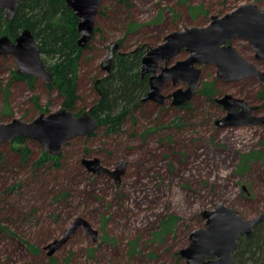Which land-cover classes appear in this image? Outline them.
Masks as SVG:
<instances>
[{"label":"rangeland","instance_id":"obj_1","mask_svg":"<svg viewBox=\"0 0 264 264\" xmlns=\"http://www.w3.org/2000/svg\"><path fill=\"white\" fill-rule=\"evenodd\" d=\"M248 3L264 9V0H130L129 7L103 0L94 36L81 54L75 112L88 110L97 98L95 80L105 75L101 63L111 42L122 41L120 52L132 51L141 43L156 46L172 31L206 26L211 16H223ZM130 23L138 29L127 33ZM232 45L264 70V61L256 58L247 41L237 39ZM186 56L178 54L171 64ZM201 70L199 88L186 106L171 105V99L161 105L140 100L145 104L140 121H127L117 135L97 128L90 135L70 139L62 149L63 166L50 177L47 187L39 189L40 193L35 187L33 193L9 202L14 208L23 206L25 212L35 209L37 218L32 223L21 221L20 216L13 223L4 213L9 206L3 205V188L14 180L24 185L28 181L24 174L30 169L17 166L13 140L0 142V219L5 218L4 224L13 232L0 229V264H45L49 257L60 264H185L179 250L188 245L191 232L204 226L203 210L224 204L245 219L264 210V126L221 128L216 124L226 113L217 99L226 94L254 107L252 114L264 116V84L256 76L221 80L212 65ZM16 71L13 57L0 55L2 123L14 118L29 122L62 106L57 91L42 78L35 79L31 91L25 80L15 76ZM205 84L212 85L211 94L204 91ZM179 87L186 88V84ZM176 88L168 82L161 93L168 95ZM24 144L31 150L29 163L44 150L34 140L26 139ZM94 157L110 169L119 161L125 163L119 183L83 166V158ZM60 191L66 196L55 200ZM76 216L97 230V240L78 228L55 255L48 256L44 246L59 238ZM171 217L173 228L156 237ZM29 244L38 246L40 252L31 250Z\"/></svg>","mask_w":264,"mask_h":264},{"label":"water","instance_id":"obj_2","mask_svg":"<svg viewBox=\"0 0 264 264\" xmlns=\"http://www.w3.org/2000/svg\"><path fill=\"white\" fill-rule=\"evenodd\" d=\"M22 1L0 0V8L4 9L7 21L12 20L17 5ZM102 1L65 0L78 20L80 47H84L92 38ZM237 39L247 41L256 58L264 61V9L256 4H243L223 16H211L206 26L172 31L156 46L146 43L137 45L134 51L145 50L141 59V74H150L149 88L141 100H152L161 105L171 98V105L187 103L199 85L202 73L199 66L202 64L213 65L217 77L224 81L256 76L264 84V70L242 57L232 45ZM119 50L117 41L108 45L101 63V69L106 74L111 71L114 54ZM181 52L187 54L186 58L171 64ZM0 55L12 56L19 74L42 78L46 84L52 81V74L45 66L37 42L28 28H24L13 41L8 35H1ZM161 62L164 64L161 65ZM169 80L177 88L171 94L164 95L161 89ZM180 82L185 83L186 88L179 87ZM217 103L226 112L216 121L221 128L245 124L264 126V116L252 114L254 107L243 99L226 94L217 99ZM89 111L74 115L71 110L61 106L54 112L40 113L29 122L18 118L7 123L0 121V142H11L20 136L38 142L48 155L58 156L70 139L90 135L98 128L97 120ZM82 164L91 173L114 177L117 183L125 170L122 161L110 169L103 166L97 157L83 158ZM201 216L205 221L204 226L191 232L188 245L179 250L185 264H237L233 253L239 248V239L251 236L255 226L264 222V210L251 219H245L235 208L224 204L203 210ZM78 228H82L93 241L97 240V230L85 218L76 216L59 238L44 246L47 255H55Z\"/></svg>","mask_w":264,"mask_h":264},{"label":"trees","instance_id":"obj_3","mask_svg":"<svg viewBox=\"0 0 264 264\" xmlns=\"http://www.w3.org/2000/svg\"><path fill=\"white\" fill-rule=\"evenodd\" d=\"M116 1L126 7L130 5V0ZM77 23L76 16L67 6L65 0H23L17 5L11 21L6 20L5 11L0 8V35L6 34L14 39L24 28L31 31L37 42L43 62L53 77L47 87L54 88L61 97V105L71 110L75 115L81 112H75L79 99L77 83L80 72V58L82 52L88 47V43L84 47L78 45L80 34L77 30ZM137 29L138 25L130 23L127 33ZM94 31L95 29L92 38ZM119 44L122 47V41H119ZM143 54L144 49L116 52L113 57L111 71L99 78L98 84L95 85L97 98L90 107L89 113L97 120L98 128L104 130L106 134L117 135L119 132L124 131L127 121H133L134 123L140 121L139 118L145 109V104L140 100L148 88L147 79L141 78L140 75ZM15 76L25 80L29 89L34 90L36 78L17 72ZM204 91L211 94L213 92L212 85L205 84ZM183 106H186V104ZM25 142L26 138L19 136L11 144H14L12 148L14 147L19 157L17 166L30 169L29 174L28 172L24 174L28 181L26 180L27 182L22 185V180H14L10 186L3 188L1 196L5 207L9 206V202L13 201L15 203L17 201L16 197L20 200L28 192L33 193L35 187L37 192L40 193L39 189L46 188L50 177H55V172L63 166L62 151L58 156H50L42 150L39 158L29 163L31 150L24 144ZM1 154L0 161L2 162L3 156ZM47 171H51L53 174H47ZM29 175L31 177L28 179ZM66 194V192L60 191V193L55 194L54 199L60 201ZM26 202L30 204L29 200H26ZM6 208L4 213L13 219V223L17 221V216H20V220L25 223L36 221L35 209L25 212L23 206L14 208L13 205H10ZM15 209L16 213L14 212ZM4 219H0L1 232L13 234L4 224L6 222ZM174 225L175 220L172 217L164 221L162 231L156 237L163 236ZM239 240V248L233 253V258L237 264H264V222L255 226L251 236L241 237ZM29 247L33 251L40 252V248L35 244H29ZM47 261L45 264H60L53 257H49Z\"/></svg>","mask_w":264,"mask_h":264},{"label":"flooded vegetation","instance_id":"obj_4","mask_svg":"<svg viewBox=\"0 0 264 264\" xmlns=\"http://www.w3.org/2000/svg\"><path fill=\"white\" fill-rule=\"evenodd\" d=\"M1 36V35H0ZM11 39V38H10ZM15 39V38H14ZM14 39H11L12 41L14 40ZM144 52H145V50H144ZM182 53V52H181ZM185 53V52H184ZM14 60V59H13ZM15 61V60H14ZM16 63V62H15ZM209 65H211V64H209ZM201 66H204V64H202V65H200V68H201ZM213 66V65H212ZM17 72V71H16ZM18 73V72H17ZM105 75H107L106 73H105ZM140 75H141V78H144V79H147V81H148V88H149V76H150V74H148V73H145L144 75H142L141 74V66H140ZM33 77V76H32ZM35 78V77H34ZM98 80V79H97ZM231 81H233V80H231ZM168 82H172L171 80H169V81H167L164 85H166ZM181 83H183V82H180V84ZM98 84V81H95V85H97ZM173 84V83H172ZM164 85H163V87H164ZM179 86V85H178ZM162 87V88H163ZM199 88V85H198V87H197V89ZM196 89V90H197ZM162 90V89H161ZM147 92V91H146ZM145 92V93H146ZM194 96V95H193ZM193 98V97H192ZM168 99H171V98H168ZM142 101V100H141ZM145 101H147V100H145ZM171 101H172V99H171ZM185 104H187V103H185ZM184 105V104H183ZM220 105V104H219ZM223 108V107H222ZM90 109V108H89ZM224 110V109H223ZM74 114V113H73ZM75 115V114H74ZM79 115V114H78Z\"/></svg>","mask_w":264,"mask_h":264}]
</instances>
